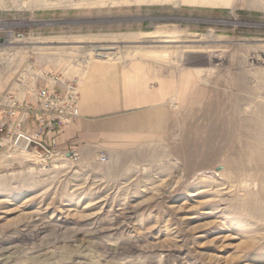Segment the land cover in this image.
Segmentation results:
<instances>
[{
    "label": "rangeland",
    "instance_id": "1",
    "mask_svg": "<svg viewBox=\"0 0 264 264\" xmlns=\"http://www.w3.org/2000/svg\"><path fill=\"white\" fill-rule=\"evenodd\" d=\"M0 18L24 38L4 83L145 59L168 118L75 158L2 142L0 264H264V0H0Z\"/></svg>",
    "mask_w": 264,
    "mask_h": 264
},
{
    "label": "crops",
    "instance_id": "2",
    "mask_svg": "<svg viewBox=\"0 0 264 264\" xmlns=\"http://www.w3.org/2000/svg\"><path fill=\"white\" fill-rule=\"evenodd\" d=\"M152 83L153 66L145 59L121 65L90 63L78 79L79 117L57 133L58 149L67 151L93 136L161 131L167 125V111Z\"/></svg>",
    "mask_w": 264,
    "mask_h": 264
},
{
    "label": "built area",
    "instance_id": "3",
    "mask_svg": "<svg viewBox=\"0 0 264 264\" xmlns=\"http://www.w3.org/2000/svg\"><path fill=\"white\" fill-rule=\"evenodd\" d=\"M19 35L23 36L0 18V72L4 62L15 61L14 54L20 48L13 43ZM27 71V78L19 76L6 83L0 73V144L12 138L21 139L23 144L32 140L40 152H48L50 157L69 153L75 158V153L58 149L57 133L79 117L78 80L62 79L50 72ZM31 122L33 127L29 126Z\"/></svg>",
    "mask_w": 264,
    "mask_h": 264
},
{
    "label": "bare ground",
    "instance_id": "4",
    "mask_svg": "<svg viewBox=\"0 0 264 264\" xmlns=\"http://www.w3.org/2000/svg\"><path fill=\"white\" fill-rule=\"evenodd\" d=\"M160 35V34H159ZM144 40V39H143ZM147 40V39H146ZM60 42V41H58V40H45V39H35V40H33V43H52V42ZM139 41V40H138ZM212 41V40H211ZM61 42H65V41H61ZM70 42V41H69ZM76 42H78V41H76ZM146 42V41H145ZM166 42V41H165ZM21 43H24V38H21V35H19L18 37H17V39L15 38L14 39V43L13 44H21ZM14 47H16V48H20V49H23V47L22 46H20V45H14ZM95 48V50H101V49H105L106 48V46L105 47H101V46H94ZM47 48H49V47H46V49ZM57 48V47H56ZM38 49H40V48H38ZM42 49V48H41ZM40 49V50H41ZM49 49H54V48H49ZM94 54H95V56H97V55H102V53L101 52H94ZM252 59L254 60L255 59V57L253 56L252 57ZM264 59V58H263Z\"/></svg>",
    "mask_w": 264,
    "mask_h": 264
},
{
    "label": "water",
    "instance_id": "5",
    "mask_svg": "<svg viewBox=\"0 0 264 264\" xmlns=\"http://www.w3.org/2000/svg\"><path fill=\"white\" fill-rule=\"evenodd\" d=\"M26 147L29 151L33 152L37 156H40L42 158H48L50 157V154L48 152H40L37 148V144L32 140L26 141Z\"/></svg>",
    "mask_w": 264,
    "mask_h": 264
}]
</instances>
